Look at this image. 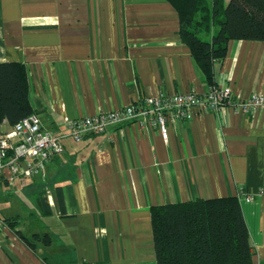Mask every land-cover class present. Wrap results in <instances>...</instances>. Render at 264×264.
<instances>
[{
  "label": "crops",
  "instance_id": "0c3cea01",
  "mask_svg": "<svg viewBox=\"0 0 264 264\" xmlns=\"http://www.w3.org/2000/svg\"><path fill=\"white\" fill-rule=\"evenodd\" d=\"M178 29L167 0H0V62L25 65L33 113L65 134L66 117L158 92H204L210 83ZM212 73L242 98L264 93V41L229 40ZM10 128L1 122L0 135ZM62 143L43 175L10 184L2 171L0 185L13 186L4 200L26 189L32 204L0 217H13L26 236L47 234L48 243L28 246L3 223L0 264H156L152 205L225 196L238 198L253 264H264V196H238L264 186V107L200 113L176 122L166 140L125 121ZM30 219L37 224L21 222Z\"/></svg>",
  "mask_w": 264,
  "mask_h": 264
},
{
  "label": "trees",
  "instance_id": "16d2710c",
  "mask_svg": "<svg viewBox=\"0 0 264 264\" xmlns=\"http://www.w3.org/2000/svg\"><path fill=\"white\" fill-rule=\"evenodd\" d=\"M167 1L178 13L179 37L209 85L215 84L212 64L225 56L229 40L264 41V0ZM215 25L217 31L202 38ZM31 113L25 65L0 62V123L12 127ZM0 219L26 245L32 247L39 240L48 243L47 234L27 237L14 230L13 217ZM150 219L156 264H253L248 229L236 196L155 204L150 207Z\"/></svg>",
  "mask_w": 264,
  "mask_h": 264
},
{
  "label": "built area",
  "instance_id": "2783aa9c",
  "mask_svg": "<svg viewBox=\"0 0 264 264\" xmlns=\"http://www.w3.org/2000/svg\"><path fill=\"white\" fill-rule=\"evenodd\" d=\"M226 106L250 114L264 107V93L255 92L242 98L231 86L216 83L209 85L204 92H158L121 108L81 118L66 117L65 134L43 128L39 117L31 113L0 135V175L6 169V180L10 184L20 176L43 175L46 163L62 153L63 137L81 141L86 135L105 133L112 125L131 121L140 128H154L166 140L170 127L176 122L191 120L203 112H218ZM255 195L264 196V186L256 194L242 190L238 192V196L247 201L252 200ZM1 224L3 222L0 219Z\"/></svg>",
  "mask_w": 264,
  "mask_h": 264
},
{
  "label": "rangeland",
  "instance_id": "374dc122",
  "mask_svg": "<svg viewBox=\"0 0 264 264\" xmlns=\"http://www.w3.org/2000/svg\"><path fill=\"white\" fill-rule=\"evenodd\" d=\"M227 1L228 0H225V2ZM12 190H13V186L0 185V216H11L16 213L21 214V212L23 211L22 210L23 206H25V204L27 205L32 204V201L30 199L32 194H29V191L26 189L23 190L22 192L13 193L11 195L12 199H8V201L4 200L5 195H7ZM12 200L14 201V203L12 202ZM21 222L25 225H27L28 223H31V224L35 223V225L37 224V222L33 221V219H30L29 221L21 220ZM24 233L27 234V237L31 236L29 234L30 233L29 229L27 231H24ZM41 236H43V234Z\"/></svg>",
  "mask_w": 264,
  "mask_h": 264
}]
</instances>
